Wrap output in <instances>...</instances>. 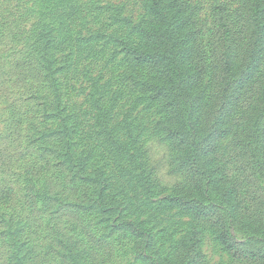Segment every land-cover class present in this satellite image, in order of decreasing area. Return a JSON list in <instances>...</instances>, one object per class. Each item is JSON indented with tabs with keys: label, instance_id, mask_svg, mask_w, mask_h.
Returning a JSON list of instances; mask_svg holds the SVG:
<instances>
[{
	"label": "rangeland",
	"instance_id": "1",
	"mask_svg": "<svg viewBox=\"0 0 264 264\" xmlns=\"http://www.w3.org/2000/svg\"><path fill=\"white\" fill-rule=\"evenodd\" d=\"M169 3L185 9L166 13L170 41L187 37L185 69L199 72L188 102L207 109L216 73L219 87L242 80L228 132L208 142L213 183L195 201L261 261L234 258L212 220L176 203L194 189L165 133L167 102L149 91L156 69L124 51L145 48L148 0H0V264H185L193 231L200 264H264V147L250 165L257 190L242 185L235 149L243 113L258 118L264 103V0Z\"/></svg>",
	"mask_w": 264,
	"mask_h": 264
},
{
	"label": "trees",
	"instance_id": "2",
	"mask_svg": "<svg viewBox=\"0 0 264 264\" xmlns=\"http://www.w3.org/2000/svg\"><path fill=\"white\" fill-rule=\"evenodd\" d=\"M182 7L172 6L169 0H148V11L150 18V28L148 31H142L145 41L144 49L125 48L127 56L133 61L143 65H149L156 69L157 81L149 87V91L153 99H164L167 103H163L165 114L169 115L168 125L165 127V133L174 141L178 147V158L180 167L184 168L189 174L194 192L184 194L185 199H178L177 205L182 210L191 213L199 219L212 220L217 238L221 244L232 253V256L241 259L244 262L261 261L262 255L259 252L249 248H243L244 244L235 241L229 229L222 218L215 211L214 206H202L196 199V195H200L202 190L213 183L211 181L210 163L214 161L215 143H208L210 140L218 144L219 139L228 132V122L226 118L236 106V102L240 97V88L242 80L235 86L229 85L219 87L217 80L221 79V75L215 74V91L212 102L208 103L203 113L198 108H194L188 102L187 96L193 89L195 80L199 78V72L195 75H188L185 67H190L193 60H190L188 53L190 52L187 45V37H181L176 45L170 41V34L167 24V12L173 13L174 18H184ZM257 30L260 28L256 23ZM226 32V31H225ZM253 33L256 34V31ZM247 35V34H246ZM227 36V34H225ZM225 37L222 43L227 41ZM156 43L158 49L153 45ZM256 54L260 53V49L255 47ZM253 64L255 59L250 60ZM193 79V80H190ZM170 100V101H169ZM184 101L186 103H180ZM180 104L186 105L187 109L181 108ZM220 104V106L218 105ZM258 107L259 117L253 118L243 113V126L239 130L236 143V155L239 170L244 175L243 179L250 182V185L258 189L255 185L254 174L250 170V165H261L258 152L259 147H264V103H256ZM203 146L202 148H200ZM210 155L208 166L201 165L197 160L199 154ZM197 160V161H196ZM217 172L219 170L216 169ZM205 182V187H201V183ZM216 184V183H215ZM9 189L8 192H11ZM206 191V190H205ZM234 193V192H233ZM176 196V195H175ZM178 197H181L178 195ZM213 209V210H212ZM107 211V209H103ZM123 228L132 234L143 237L145 233H150L145 225L140 223H123ZM118 230L121 225H117ZM187 242L183 245L182 260L185 264H200V255L198 253V235L196 231L191 232ZM141 242H136V247L141 254Z\"/></svg>",
	"mask_w": 264,
	"mask_h": 264
}]
</instances>
